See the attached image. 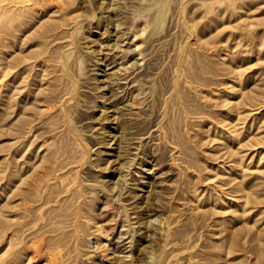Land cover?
<instances>
[{
	"label": "rangeland",
	"instance_id": "1",
	"mask_svg": "<svg viewBox=\"0 0 264 264\" xmlns=\"http://www.w3.org/2000/svg\"><path fill=\"white\" fill-rule=\"evenodd\" d=\"M0 264H264V0H0Z\"/></svg>",
	"mask_w": 264,
	"mask_h": 264
},
{
	"label": "bare ground",
	"instance_id": "2",
	"mask_svg": "<svg viewBox=\"0 0 264 264\" xmlns=\"http://www.w3.org/2000/svg\"><path fill=\"white\" fill-rule=\"evenodd\" d=\"M125 43V42H124Z\"/></svg>",
	"mask_w": 264,
	"mask_h": 264
}]
</instances>
